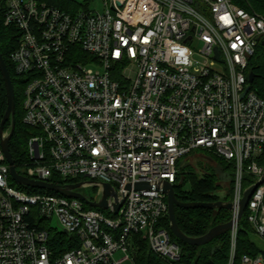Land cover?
<instances>
[{"label": "built area", "instance_id": "obj_1", "mask_svg": "<svg viewBox=\"0 0 264 264\" xmlns=\"http://www.w3.org/2000/svg\"><path fill=\"white\" fill-rule=\"evenodd\" d=\"M79 1L70 13L44 0H0L5 26L20 33L11 60L25 81L23 123L35 131L18 172L63 186L94 182L92 202L109 184L116 199L88 209L79 199L19 189L0 146V264H135L134 233L177 263L180 247L158 227L169 210L159 187L176 184L182 158L204 150L234 165L232 220L246 178L264 177V100L248 72L264 17L235 0H105L102 13ZM141 182L152 188L137 190ZM246 211L264 244V183ZM60 234L66 249L56 254L50 240Z\"/></svg>", "mask_w": 264, "mask_h": 264}, {"label": "trees", "instance_id": "obj_2", "mask_svg": "<svg viewBox=\"0 0 264 264\" xmlns=\"http://www.w3.org/2000/svg\"><path fill=\"white\" fill-rule=\"evenodd\" d=\"M48 4L70 13L77 12L82 6L79 0H44ZM235 4L253 15L264 17V0H235ZM4 13L0 10V52L8 66L11 74L16 101V129L10 141V150L17 170L22 173V166L27 162L28 141L35 135V131L23 123L24 110V80L16 75L14 63L11 60L12 53L17 49L20 42V33L13 27L4 24ZM249 74H253L251 90L264 100V44L257 47L255 56L251 59L248 69ZM7 92L0 72V124L7 111ZM10 123L6 126L9 130ZM198 153L203 154L211 163L203 164L198 161V167L191 166L182 161ZM259 164L264 166V153L259 159ZM198 169H201L198 172ZM226 179L227 185H222ZM57 185L64 182L53 179ZM80 180L75 181V183ZM255 183L253 178L247 177L244 188L248 189ZM175 186L176 197L185 203H215L219 201L229 202L233 199L235 191V168L231 162H226L212 153L204 150L191 152L178 162V174ZM28 193H50L44 190L21 187ZM88 209L91 207L86 206ZM176 219L181 231L188 237L197 238L207 234L212 228L227 224L232 220V212L226 209L196 208L184 209L176 207ZM158 227L166 229L173 242L181 249V259L179 262H169L160 255L154 253L143 233H134L131 237L132 254L135 264H229L231 259V231L227 232L212 242L203 246H192L177 239L171 232L169 217L166 216L159 223ZM254 231L248 222V213L244 214L239 223L236 249L233 264H243L244 256L256 258L259 255L264 257V249L259 246L254 239ZM66 236L60 234L58 238L54 236L50 240L51 246L56 254H61L64 249L58 248L56 240H64ZM68 249V248H67Z\"/></svg>", "mask_w": 264, "mask_h": 264}, {"label": "water", "instance_id": "obj_3", "mask_svg": "<svg viewBox=\"0 0 264 264\" xmlns=\"http://www.w3.org/2000/svg\"><path fill=\"white\" fill-rule=\"evenodd\" d=\"M262 43L264 44V42ZM0 72H1L3 82L5 84V88L7 92V100H8L7 101V111L0 124V146L10 166V174L14 182H16L18 185L23 186V187L46 190V191L53 192V193H56V194H59L61 196H65L68 198L79 199L85 202L88 206L92 208H96L100 210L108 209L109 207L108 198L114 197L116 199V192L114 188L109 184H102L100 201L92 202L79 191L82 188H86L88 186H95L96 184L94 182H91V181L90 182L89 181L79 182L76 184H69V185L63 186V185H57L54 183L32 180V179H29L19 174L15 166L13 156L10 150V141L16 129L15 88H14V83H13L11 74L9 72L8 66L1 52H0ZM252 81H253V74H250L249 83L251 84ZM249 91H250V88H247V90L242 95V97H244ZM8 123H10V128L9 130L6 131V126ZM263 183H264V177L261 178L256 184L252 185L250 188L245 190L244 196H243V199L240 205V211L238 213V216L235 219L231 220L227 224L218 225L212 228L204 236L197 237V238H191V237L186 236L178 226L177 219H176V207L184 208V209H196V208L226 209L228 211H232L233 205L230 201L229 202L219 201L215 203L181 202L176 197L175 186L170 184L167 181H164L162 183V186L159 187V189L162 191L163 194L167 196L168 208H169L168 217L170 221V229H171L172 234L177 239L189 245L203 246V245H206L212 242L215 238L227 232H230L235 226V224L241 222L249 206V202L251 198L253 197L255 191L259 188V186L262 185ZM135 188L137 190H149L152 187L150 184L146 182H141V183H137L135 185ZM113 208H114L115 213H118L121 208V204L116 202L113 204Z\"/></svg>", "mask_w": 264, "mask_h": 264}, {"label": "rangeland", "instance_id": "obj_4", "mask_svg": "<svg viewBox=\"0 0 264 264\" xmlns=\"http://www.w3.org/2000/svg\"><path fill=\"white\" fill-rule=\"evenodd\" d=\"M84 4H87V8H89L90 10H92V11H94V12H104L105 11V0H87V1H85V3ZM209 153H212V152H209ZM213 154V153H212ZM214 155V154H213ZM215 156V155H214ZM198 161H201V163H203V164H210V165H214L213 163H211L210 161H209V159H207L203 154H201V153H198V154H196V155H193V156H191V157H187V158H185L183 161H182V163H184V162H187V164H190L191 166H197L198 167ZM201 171V169H198V172H200ZM228 184V181H226V179L224 178V180L222 181V185H227ZM18 186V185H17ZM97 191H98V189L97 188H95V187H87V188H82L81 190H80V192L84 195V196H86V197H88V198H91V199H93L95 196H96V194H97ZM50 225H53V226H58V224H57V222L56 221H52V223L50 224ZM59 230H60V228H59ZM258 244H259V246L261 247V248H263L264 249V244L262 243V241L261 240H258V242H257ZM119 255H117V257H118Z\"/></svg>", "mask_w": 264, "mask_h": 264}, {"label": "crops", "instance_id": "obj_5", "mask_svg": "<svg viewBox=\"0 0 264 264\" xmlns=\"http://www.w3.org/2000/svg\"><path fill=\"white\" fill-rule=\"evenodd\" d=\"M254 239L258 242L260 240L257 236H254Z\"/></svg>", "mask_w": 264, "mask_h": 264}, {"label": "bare ground", "instance_id": "obj_6", "mask_svg": "<svg viewBox=\"0 0 264 264\" xmlns=\"http://www.w3.org/2000/svg\"><path fill=\"white\" fill-rule=\"evenodd\" d=\"M256 184V183H255ZM254 185V184H253ZM250 188V187H249ZM244 196V195H243ZM246 213V212H245ZM232 231V230H231Z\"/></svg>", "mask_w": 264, "mask_h": 264}, {"label": "flooded vegetation", "instance_id": "obj_7", "mask_svg": "<svg viewBox=\"0 0 264 264\" xmlns=\"http://www.w3.org/2000/svg\"><path fill=\"white\" fill-rule=\"evenodd\" d=\"M80 192V191H79ZM81 193V192H80Z\"/></svg>", "mask_w": 264, "mask_h": 264}]
</instances>
